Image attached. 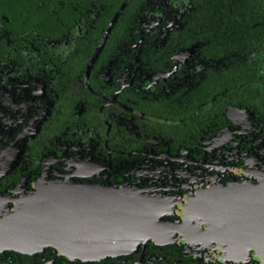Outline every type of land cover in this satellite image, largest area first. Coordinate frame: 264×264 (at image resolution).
Listing matches in <instances>:
<instances>
[{
	"label": "flooded vegetation",
	"instance_id": "af4514ba",
	"mask_svg": "<svg viewBox=\"0 0 264 264\" xmlns=\"http://www.w3.org/2000/svg\"><path fill=\"white\" fill-rule=\"evenodd\" d=\"M142 3L120 17L125 2L0 0V217L39 182H126L214 239L101 261L2 250L0 264H264L228 254V187L264 182L242 171L264 170V0L223 50L200 22L228 17H202L201 0Z\"/></svg>",
	"mask_w": 264,
	"mask_h": 264
},
{
	"label": "water",
	"instance_id": "95a60500",
	"mask_svg": "<svg viewBox=\"0 0 264 264\" xmlns=\"http://www.w3.org/2000/svg\"><path fill=\"white\" fill-rule=\"evenodd\" d=\"M242 171L264 177L263 169ZM155 195L126 182L72 178L39 182L18 210L0 217V251L34 254L52 249L68 259L101 261L132 252L146 241L185 244L182 250L193 253L203 248L193 246L197 241L214 239L198 215L187 212L169 218L173 202L170 206ZM198 208L202 211L197 204L192 210ZM229 253L236 260L255 256L264 262V182L228 187Z\"/></svg>",
	"mask_w": 264,
	"mask_h": 264
},
{
	"label": "trees",
	"instance_id": "16d2710c",
	"mask_svg": "<svg viewBox=\"0 0 264 264\" xmlns=\"http://www.w3.org/2000/svg\"><path fill=\"white\" fill-rule=\"evenodd\" d=\"M113 7L112 9H116L117 5L119 3L125 2L123 11L120 12V17L126 13V10H134V8L138 9V5H143V1L146 0H109ZM195 2V0H192ZM204 3V6L206 7V12H202V17H214L219 18V16L222 17V19H225L228 17L227 20L222 21H204L202 20L200 22V25L203 27L211 26L213 28L220 27L218 31H215L216 33H223L222 37H220L222 41V47L219 46L220 39L216 42V47L218 50L225 49L224 42L228 40V45H235L237 41L242 39L241 32L242 28L246 25H251L253 21H255V18H258V16L261 15L260 7L258 8L256 6L257 2L260 0H201ZM126 9V10H125ZM210 10L213 12L211 13ZM108 9L106 10V15H109ZM252 18V20H250ZM226 28V29H225ZM207 32H210L212 30L206 29ZM190 34V32H189ZM191 35V34H190ZM250 46V44H249ZM220 48V49H219ZM248 48L246 49V52H248ZM46 250H52V249H46Z\"/></svg>",
	"mask_w": 264,
	"mask_h": 264
}]
</instances>
